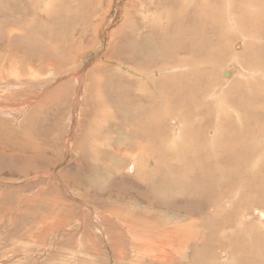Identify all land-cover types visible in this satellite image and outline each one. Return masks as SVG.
<instances>
[{
  "label": "rangeland",
  "instance_id": "374dc122",
  "mask_svg": "<svg viewBox=\"0 0 264 264\" xmlns=\"http://www.w3.org/2000/svg\"><path fill=\"white\" fill-rule=\"evenodd\" d=\"M8 1L0 0V264H192L196 250L203 254L207 252L203 248L198 249L203 247L206 237L211 234L215 236L212 244L215 260L206 258L203 263L221 264L217 260L219 253L222 257L227 255L226 261H230L236 252L234 248H228L227 244L231 241L226 237L233 239L238 236L235 225L244 211H252L251 215L259 219H246L251 222L246 224L245 229L256 234L252 254L255 253L257 258L255 262L264 264V229L262 232L255 229L259 228L258 221L264 222V216L260 217L258 213V210L264 212V202L257 199L256 187L248 186V177L254 175L252 170L246 169L234 181L224 177V184L230 186H198L193 177L197 178L202 171L197 166L200 162L208 163L207 159L213 161L210 152L215 147V141L211 142L207 136L198 137L193 143L195 145L189 146L190 137L188 141L184 135L175 138L173 134L175 139L169 135L163 141L162 135L166 131L161 134L157 125L154 129L158 130V134L154 138L158 143L175 142L172 149L167 148L168 151L164 152L167 149L159 144L156 152L151 148L145 150L144 157V148H138L139 143L133 141L136 132L141 130L137 125L144 124L140 119L134 121L136 117L132 114L139 101L137 96L141 101L148 99L144 96L149 89L147 84L153 88L154 81L161 75L160 86L167 87L169 77L165 75L180 74L181 69L161 68L160 64L154 70L152 66L149 73L142 74L139 83L135 68L111 59L114 52L124 50L123 45H128V54L150 56L154 46L142 45L139 36H145L149 19L159 20L160 24L151 25L162 27L169 13V27L178 25V15L188 19L183 33L186 40L195 39V31L201 28L207 42L212 35L207 30L211 21L206 23L196 16L198 0H190L189 5L184 0L183 6H177L180 0H172L175 1L174 7L170 6L171 0H43L46 11H39L42 2L33 0L36 8L31 11L32 18L27 17V20L34 22L36 27L35 34L31 31L34 40L38 41L36 46H45V49L49 46L55 55V60L51 56L42 60L40 56V63L35 61L39 58L36 54L14 59L8 50L7 39H10L11 33L19 37L23 34L20 28L5 22L14 14ZM29 1L22 2L30 11L33 3ZM209 1L213 4L221 2L224 8V0ZM202 23L204 25H199ZM229 24L233 26L226 28V33L229 29H233L234 33L224 36V43L236 42L232 41L230 45L234 55L253 41L264 48V40H254L251 35L241 32V29H249L248 22L238 19L235 11ZM20 26L26 28L25 23ZM129 27L133 31L120 34V30ZM160 27L154 35L163 33ZM43 29L48 32L47 35L53 31L57 37L41 38L43 34L37 33V30ZM122 36H126L124 43ZM178 43L179 39L175 40V45ZM168 49L169 45H165L164 50ZM214 59L220 69L214 73L215 77L214 74L210 76L219 79L223 86L248 73L243 61L233 58L232 54L221 57L217 46ZM192 62L191 59L189 70ZM172 64L176 66L173 60ZM194 65L197 68L196 61ZM230 70L229 76L222 74ZM149 77L154 78L152 82ZM185 77L186 72L181 73L180 78ZM141 88L143 91L139 90ZM209 94L216 105L215 93ZM155 95L159 100L151 96L147 104L154 102L163 112L167 99L162 103L161 96ZM108 108L112 111L109 112ZM263 109L261 106L258 111L264 112ZM173 111L179 112V109ZM162 117L164 126L168 128L176 125L171 118L179 119L175 114H164ZM194 146L199 147L198 151L191 149ZM185 147L188 150L186 155L190 154L189 161H193L190 164H195L194 169L189 167V174L181 172V169L187 168L178 164L177 156L174 157L175 148L184 150ZM203 154L204 157L196 161ZM131 163L138 164L135 171L127 170ZM176 171L187 181L182 184L185 187L173 178ZM255 176L263 178L258 186H264V170ZM204 177L205 182L212 185V176ZM171 181L173 184L169 183ZM146 186L162 191L166 200L173 197L171 201L181 203L179 206L182 209L176 203H173L174 206L159 202L152 205ZM170 187H174L172 192H166ZM236 190L241 192V202L232 197ZM173 208L181 214L189 210L191 216H180ZM217 208L225 210L217 211ZM210 216L221 218L216 231L205 224ZM166 222L171 226L165 227ZM164 229L177 237L174 239L165 235L162 232ZM169 242H176L177 247L171 248ZM163 249L168 252L164 254L161 252ZM237 253L238 264H247L249 255ZM226 263L223 261V264Z\"/></svg>",
  "mask_w": 264,
  "mask_h": 264
},
{
  "label": "bare ground",
  "instance_id": "6f19581e",
  "mask_svg": "<svg viewBox=\"0 0 264 264\" xmlns=\"http://www.w3.org/2000/svg\"><path fill=\"white\" fill-rule=\"evenodd\" d=\"M22 1H19V0L18 1H13V0L8 1L9 2V8L14 9V14L12 13L13 15L12 14L10 15L11 16L10 20H12V22H10V20H7L5 22L8 23L7 25L11 24L12 26L20 28L21 31L23 32V34L20 37L18 35L11 33L12 36H10V39H7L8 45L6 43L8 50L11 52V54H13L14 59L26 58V56H29L31 54H36L39 56V58L35 61L40 63L41 58H42V60H47L46 59L47 56H51V58L52 57L54 58L55 55L53 54V51L49 46H48V49H45V46H36L38 41L34 40L35 36L31 32V31H33V33L35 34L34 30L36 29V27L34 25V22L27 20V17L32 18L31 11H34L33 9L36 8V2L33 0H30L33 4H32V6H30L31 9L29 11L26 8L27 6L25 7L24 2H22ZM158 1H160V0H158ZM164 1L170 2V0H164ZM187 1L188 2H186V4L189 5L190 0H187ZM40 2H42V5L40 6L39 11H46L43 8V6H44L43 0H40ZM139 2H141V1H139ZM183 2H184V0H180L179 2H177V6H183ZM192 2H195V0H192ZM170 6L174 7L175 1L171 0ZM196 6L198 7L196 16H200L201 19L205 20L206 23H207V20L211 21V23H210L211 25L210 24L208 25L209 27H207V30L209 33H212V35L209 37L207 42L204 41V37H205L204 30L201 28L197 29L195 31L196 36H197L195 39L190 40V41H189V39L186 40V35L183 33H185V29L187 28L188 19L186 17H181L180 15H178L177 16V18L179 19L178 25L176 27L175 26L169 27V23H170L169 22L170 13H169L167 15V17L165 18V24H163L162 27H160L161 25H158V26L151 25L153 23L160 24L159 20H155L154 18L149 19L147 22V23H149V25L146 26V30L144 33L145 36H139V42H141L142 45L145 44L146 46H154L153 48H151V55L150 56H143L142 55V57H141V54H133L132 55L129 52L131 54L130 55L127 53V50H126V46H128V45L122 46V48L125 51L124 50H117L120 53V55H118L119 53L114 52L111 56L112 60H116V61H118L120 63H124L126 65L128 64V65L132 66L133 68H135L136 74L139 76L138 77L139 83L141 82L142 74L145 73L144 74V76H145L147 73H149V71L152 70L151 69L152 66H153L154 70H157L159 68L160 64H161V68L181 69L180 74H178V73L173 74V73L168 72L169 74L165 75V76H167L166 78L169 77V82H168L167 87L160 86L161 75H160V78H158L154 81L155 84H154L153 88H151L147 84L149 89L152 90V91H150L149 89L145 88L147 90V92L144 93L145 94L144 96L148 97V99L146 98V99L141 101L140 97L137 96V99L139 101H138V104H137L135 110L132 112V114L135 115V117H136V119L135 120L133 119V120L136 121V120L140 119L144 124L140 123L139 125H137V126H140L141 130L136 132V135H134L133 141H134V143H139L137 146L138 148H144L143 156L145 157L146 153H144V152H145V150L149 151V148H151V150H154L156 152L159 149V144H161L165 150L167 148L172 149V146L175 143L173 141H172L173 144H169L168 142L158 143L157 140L154 138V136H156L158 134V130L154 129L155 125H157V128L161 131V134L163 133V131H166V133H163V135H162V138H164L163 141L169 135L172 137L174 135L175 138H180L181 136L184 135L185 137H187L188 141H189V137H190L189 146H191V145H195L193 143L197 142L198 137L205 138L207 136V138H210L212 140L211 142L215 141L214 142L215 147L212 150V152H210V155L211 154L213 155V156L211 155V157L213 158V161L207 159L208 163L200 162L198 164V166H197L198 170L201 167V169L199 171H202V174L198 173L197 178L193 177V179H196L195 183L198 184V186H230V185L224 184V182H223L224 177L229 178L230 181H234L239 175H242L246 169H249V170L253 171L254 175L251 177H248V181H247L248 186H255L257 199L260 200L261 202H264V186H258L261 184L263 178L262 177L258 178L255 176L256 173L259 174V171L262 172V169L264 170V112H261L262 110L258 111L259 107L263 106V108H264V87H263L264 86V48H262L261 46H258L256 41H253L251 45H249L248 47H245L244 50L239 51V52H237L236 55H234V52L231 50L232 48H230V45H231L232 41H234V40H231L230 44L224 43V36H228V35L234 33L233 29H229L226 33V30H227L226 28L233 26V25L229 24V21L231 20V14H234V11L236 12V16L238 19L248 22L249 29H246V30L241 29L242 33H246V34L251 35L252 37H254V40L255 39L264 40V0H238V2H236L235 0H224V8H222L221 2H217L216 4H213V3H210L209 0H198V4ZM181 10H183V9H181ZM185 10L187 11V8H185ZM140 11H141V9H140ZM9 12H13V11H9ZM17 12L19 13V17H17ZM178 13H179V10H178ZM27 14H29V15H27ZM52 15H54V13ZM51 19H53V18H51ZM21 21L22 22L24 21L23 23H25L26 28H22L20 26L21 24H23V23H21ZM48 22L51 23V21H48ZM6 23H4V24H6ZM39 23H40V21H39ZM77 24H78V22H77ZM59 25H60V23H59ZM199 25H204V23L199 24ZM157 27H160V29L163 30L162 34L154 35L157 32ZM250 27H251V29H250ZM7 30H9V29H7ZM130 31H133L132 27H129V29H127V30L124 28V29L120 30V34H121V32L122 33H124V32L130 33ZM0 33H1V30H0ZM37 33L43 34L41 36V38H43V39H47V38L50 39L52 36H53V39L55 37H57V35L53 34V31H49V34L47 35L48 32L45 29L37 30ZM32 35H33V37H32ZM122 39H123L122 43H124L126 40V36L125 37L122 36ZM178 39H179L180 43L175 45V40H178ZM57 40L58 41L60 40L59 36H58ZM242 41L245 45L243 37H242ZM235 43L236 42L234 41V44ZM12 44H13V47H12ZM165 45H169L168 50H164ZM216 46L218 48V52H219V55L221 57H223V56L226 57V56L232 54L233 58L236 57V59L243 61L245 64L244 66H245L246 70L248 71V73L243 74L240 77H236L235 79L230 81V85H227L228 84L227 83L223 86L220 82H218L219 79H217V80H215L216 78L212 79V77L210 75L216 73L217 69H220V67L216 66L214 63V61H215L214 55H215V47ZM49 49H51V50H49ZM175 50L178 51L177 54L174 53ZM56 51H57V47H56ZM57 52H59V50ZM172 52H173V54H171ZM216 52H217V49H216ZM174 54L176 56H174ZM40 56H42V57L40 58ZM113 56H114V58H113ZM139 57H141V58H139ZM189 59L190 60L192 59L194 64H195V61L197 62V68H195L196 66L192 62L191 68L189 70V67H190L189 66V61H190ZM53 60H55V58ZM172 60L174 61L176 66H174L172 64ZM181 64H183V65H181ZM9 69H10V67H9ZM198 69H200V72L198 71ZM168 70H165V71H168ZM232 70L226 71L228 76L231 74ZM151 72H153V71H151ZM184 72H186V77L181 79L180 78L181 73H184ZM226 72H223L222 74L225 76ZM214 77H215V74H214ZM225 77H227V76H225ZM149 78H150V82H152L154 79L152 77H149ZM242 78L244 80L242 82H240V80ZM134 82H135V80H134ZM130 84H131L130 87H132V83H130ZM10 88H11V86H10ZM215 88H217V91H214ZM139 90L143 91V88H141ZM210 92L211 93L214 92L216 95V98H215V101L217 102V103L215 102L216 105L210 99L211 98L210 97L211 94H209ZM54 93H55V90H54ZM155 94L161 96L160 101L162 103H164V100L167 99V102L164 103L165 104V107H164L165 110L163 112H161V109L158 110L157 104H155L154 102L152 105H149V104H151V102H149L147 104V102L151 99V96L156 97ZM26 99H27V97H26ZM156 99L159 100L157 97H156ZM229 100H231L232 102L229 103ZM106 103H108V102L106 101ZM26 104H28V103H26ZM7 107H9V106L7 105ZM37 108H38V106H37ZM175 108L179 109V112L173 111ZM108 109H109V112L112 111L110 108H108ZM256 109H257L256 112H252V111H255ZM164 114H175L179 119H176V118H171V119L174 121V123L176 125H174L172 127L169 126V128L165 127L164 126L165 120L162 117V115H164ZM129 120H131V119H129ZM197 122H202V123L197 125L196 124ZM133 123L134 122H132V124ZM133 126L135 127V125H133ZM210 127L212 128L211 130H209ZM182 129L184 130V132H181ZM123 135H124V133H123ZM178 140H177V142H178ZM147 145H149L150 147H148ZM175 149L177 150V152H176L175 156L174 155L173 156L174 157L177 156V160L179 162L178 164H182L181 166H184L185 168H187L185 170L180 168L181 172L182 173H188L189 167L191 169H194L195 164H190L193 161H189L190 158H188V156L190 154L186 155L188 153L187 148L185 147L184 150H181L180 148H175ZM191 149L198 151L199 147L194 146V148H191ZM151 150H150V152H151ZM167 151H168V149L164 152H167ZM139 153L142 155L141 152H139ZM136 154L138 155V153H136ZM203 157H204V154L201 155L200 157H198V159L196 158L197 159L196 161H199ZM156 158H158V157H156ZM191 158H193V157H191ZM114 160L116 161V159H113V161ZM137 165H138L137 163L128 164L127 170L128 171H131V170L135 171L137 169ZM255 166H256V168H255ZM261 167H262V169H260ZM176 168H177V166H175V169ZM169 171H170V169H169ZM214 171L216 173H214ZM178 172L177 171L173 172V178L175 177L176 178L175 181H177V182L181 181L179 183V185L185 187V185H182V184H185L184 182L186 180L184 179L183 176L178 175L177 174ZM100 173H101V171H100ZM205 175H211L212 176V183H211L212 185H208L205 182V177H204ZM185 176L188 179L187 174ZM168 180H169V178H168ZM162 181H163V179H162ZM191 181H193V180H191ZM244 181H246V180H244ZM169 183L173 184L172 181ZM175 183H174V185H175ZM166 185H168V184L166 183ZM169 186L170 185H168V187ZM191 186H192V184H191ZM231 186H236V185L232 184ZM146 187H147V190L150 194V203L152 205L154 204V202L155 203L159 202V203H162V204L167 205V206H174L173 203H176L178 206L181 205V203L171 201V200H173V197L171 200H166L167 198L163 195L162 191L157 192L153 189L152 186H146ZM175 187L177 188L178 186H175ZM172 188H174V187H172ZM172 188L170 187L169 188L170 190L166 189L167 191L164 190V192L170 191V193H171ZM132 189H134V185H133ZM72 192L74 193V191H72ZM74 195H75V193H74ZM169 197H170V195H169ZM232 197L235 200H237L238 202L242 201V195H241L240 190H236L235 193H233ZM180 199H181V197H180ZM185 200L187 201V199H185ZM185 205H186V203H185ZM190 205H191V203L189 200V206ZM84 209H85V207H84ZM173 209L177 213L181 212V211L176 210L175 208H173ZM180 209H182V208L180 207ZM218 210H225V209L217 208V211ZM251 212L252 211H250V213H248V211H244L241 214L240 218H238L236 225H235V232H238V236L234 237L233 239L230 238L229 236L226 237L227 239H230V241H231V244H227L228 248L229 249L234 248V251H236V252L234 253V255L232 254V257H230V261H226L228 258L227 255L225 257H222V253H219L220 258H218L217 260H218V262L220 261L221 264H223V261L227 262L226 264H238V262H237L238 253L237 252H241V253H245V254L249 255V258L247 259V264H259V262H255L257 260V258L255 257V253L252 254V252H253V240L256 237V234H252L249 230L245 229L246 224L251 222V220L247 222L246 219L259 220L258 218H255V215H251ZM258 213H259L260 217L264 216L263 211L258 210ZM179 214H180V216L184 215L187 218H189V216H191V212L189 210H186L184 212V214H181V213H179ZM136 220H138V219H136ZM193 220H195V219H193ZM190 222L193 223L192 221H190ZM220 222H221V218L214 219L210 216L209 219L207 221H205V224H209L211 229L216 231L217 225ZM258 222H259V224H257V226H259V228H255V229L257 231L262 232L264 229V222H260V221H258ZM261 224H263V225H261ZM124 225L128 226L127 224H124ZM165 225H166L165 227L171 226V225H167V222ZM189 225H191V224L189 223ZM159 227H157V228H159ZM175 228L176 227L174 226L173 229H175ZM233 231L234 230H232V232ZM162 232L167 236L169 235L170 238L175 239V237H177V235L170 234L165 229ZM243 232H246V233H243ZM189 235L191 236V233H189ZM188 238H189V242H190L191 239L189 236H188ZM161 239L162 238H160V240ZM241 239L243 240L242 242L240 241ZM183 240H184V238H183ZM169 241H171V239H169ZM172 241H174V240H172ZM180 242L182 243V240ZM214 242H215L214 234L208 235L206 237V243L203 245V247L201 246L198 249V250H202V248H203L204 250H207V252L205 254H203L202 252H197V250H196L194 252V256H193L191 263L192 264H204L203 261H205L206 258H210L211 260H215L214 254L212 255V250H213L212 244ZM169 244H170L171 248L177 247L176 242H171V243L169 242ZM177 244L180 245L179 243H177ZM161 252H163L165 254L168 251L166 249H163ZM202 258H204V259L201 260ZM155 263H157V262H155Z\"/></svg>",
  "mask_w": 264,
  "mask_h": 264
},
{
  "label": "water",
  "instance_id": "95a60500",
  "mask_svg": "<svg viewBox=\"0 0 264 264\" xmlns=\"http://www.w3.org/2000/svg\"><path fill=\"white\" fill-rule=\"evenodd\" d=\"M225 76H228L227 72L225 73Z\"/></svg>",
  "mask_w": 264,
  "mask_h": 264
}]
</instances>
